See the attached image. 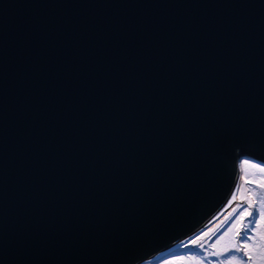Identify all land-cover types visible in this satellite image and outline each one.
I'll return each instance as SVG.
<instances>
[{"label": "water", "instance_id": "1", "mask_svg": "<svg viewBox=\"0 0 264 264\" xmlns=\"http://www.w3.org/2000/svg\"><path fill=\"white\" fill-rule=\"evenodd\" d=\"M264 164V0H0V264H139Z\"/></svg>", "mask_w": 264, "mask_h": 264}, {"label": "rangeland", "instance_id": "2", "mask_svg": "<svg viewBox=\"0 0 264 264\" xmlns=\"http://www.w3.org/2000/svg\"><path fill=\"white\" fill-rule=\"evenodd\" d=\"M233 189L234 198L219 217L184 242L139 264H230L229 255L239 258L231 264L246 261L247 257L242 253H224L223 249L231 247L238 226L242 227L253 219L248 212H258L264 205V164L247 157L239 158L238 178ZM250 235H253L255 244L248 249L253 258L248 264H261L259 260L264 264V258L259 255L260 247L264 246V220L255 225V232ZM249 244L253 242L249 241ZM214 251L219 254L211 255Z\"/></svg>", "mask_w": 264, "mask_h": 264}, {"label": "snow or ice", "instance_id": "3", "mask_svg": "<svg viewBox=\"0 0 264 264\" xmlns=\"http://www.w3.org/2000/svg\"><path fill=\"white\" fill-rule=\"evenodd\" d=\"M248 216H251L253 219L249 220L248 224H245L242 227L238 226V231L234 235L231 247H225L223 249L224 253L238 252V253H242L244 257H247V260L241 261V264H248L249 261L253 260L248 249L250 246H254L255 241L253 235H250V233H254L255 225L260 223V220H264V205L261 206L258 212L256 211L248 212ZM257 217H259V219H257ZM249 241H252L253 244L250 245ZM218 254L219 253L215 251L211 253V255H218ZM259 255L261 256V258H264V246L260 247ZM227 260L231 264V262H235L239 260V258L236 256L229 255L227 257Z\"/></svg>", "mask_w": 264, "mask_h": 264}, {"label": "trees", "instance_id": "4", "mask_svg": "<svg viewBox=\"0 0 264 264\" xmlns=\"http://www.w3.org/2000/svg\"><path fill=\"white\" fill-rule=\"evenodd\" d=\"M259 262L262 264L263 261L262 260H259Z\"/></svg>", "mask_w": 264, "mask_h": 264}]
</instances>
